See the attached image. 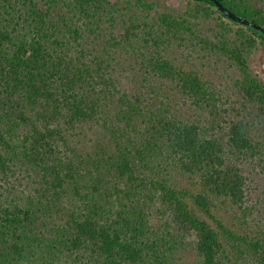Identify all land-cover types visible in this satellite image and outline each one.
<instances>
[{
	"label": "trees",
	"instance_id": "obj_1",
	"mask_svg": "<svg viewBox=\"0 0 264 264\" xmlns=\"http://www.w3.org/2000/svg\"><path fill=\"white\" fill-rule=\"evenodd\" d=\"M259 52L213 0H0V264H264Z\"/></svg>",
	"mask_w": 264,
	"mask_h": 264
},
{
	"label": "rangeland",
	"instance_id": "obj_2",
	"mask_svg": "<svg viewBox=\"0 0 264 264\" xmlns=\"http://www.w3.org/2000/svg\"><path fill=\"white\" fill-rule=\"evenodd\" d=\"M162 5L171 6L178 8L183 0H156ZM202 54V53H201ZM204 54V53H203ZM204 74L208 77V79L217 84H221L224 88H229L230 93V105L232 107L237 106V112L241 114L246 113L247 111L240 112L241 106L245 103L242 98L234 94V87L232 83V79H230V74L232 73L233 68L227 64H223L220 68L217 66L211 67L210 65H206L204 68ZM251 70L253 74L258 76L261 80L264 81V53L259 52L254 55L251 59ZM250 184V203H255L258 198H264V179L262 174L259 171L252 172L249 179Z\"/></svg>",
	"mask_w": 264,
	"mask_h": 264
},
{
	"label": "water",
	"instance_id": "obj_3",
	"mask_svg": "<svg viewBox=\"0 0 264 264\" xmlns=\"http://www.w3.org/2000/svg\"><path fill=\"white\" fill-rule=\"evenodd\" d=\"M217 6V9L223 13L224 15H226L230 20L232 21H235L237 23H240V24H244V25H247L249 27H252L254 29H257L259 31H263V28L257 24L256 22L248 19V18H245V17H242V16H239L237 15L235 12L231 11L230 9L226 8L221 2H219L218 0H213Z\"/></svg>",
	"mask_w": 264,
	"mask_h": 264
}]
</instances>
